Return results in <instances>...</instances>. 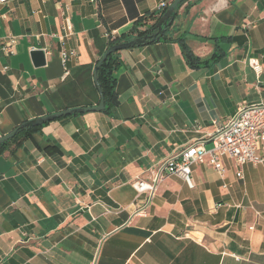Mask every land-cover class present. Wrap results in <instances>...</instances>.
I'll use <instances>...</instances> for the list:
<instances>
[{"label":"crops","instance_id":"1","mask_svg":"<svg viewBox=\"0 0 264 264\" xmlns=\"http://www.w3.org/2000/svg\"><path fill=\"white\" fill-rule=\"evenodd\" d=\"M172 1L0 3V46L17 39L13 52L0 50V137L97 106L94 67L109 36L140 18L149 25ZM166 31L169 39L119 51V102L109 111L53 120L0 152V264H264V162L245 164L242 178L227 155L223 175L195 163L194 187L164 168L197 140L212 146L208 134L243 105L264 102V0H189ZM181 35L200 59L221 58L193 68ZM63 46L77 51L66 64ZM139 180L154 191L139 192Z\"/></svg>","mask_w":264,"mask_h":264},{"label":"built area","instance_id":"2","mask_svg":"<svg viewBox=\"0 0 264 264\" xmlns=\"http://www.w3.org/2000/svg\"><path fill=\"white\" fill-rule=\"evenodd\" d=\"M10 0H0L1 4H6ZM98 4V0H92ZM168 3L163 2L160 8H166ZM65 36L73 33V25L69 16L65 17L64 24ZM115 37V35H111ZM64 40V39H63ZM16 37H10L4 45L0 46V50L13 52L16 45ZM63 45H65V42ZM77 55L75 49H66L65 46L60 51V56L64 64ZM249 63L256 73L262 72L260 61L252 57ZM68 74L66 69L65 76ZM64 76V77H65ZM216 123V122H215ZM212 146H206V139L197 140L179 153L170 157L164 164V168L168 174L181 176L190 187H194L191 166L195 163H207L212 165L219 174L223 175L225 167L223 163L224 156H230L235 159L239 170L237 176L243 177L242 167L247 163H263L264 162V102L243 105L240 110L231 117L223 126H218L209 133ZM136 187L139 192L152 193L155 189L154 183L146 181H137Z\"/></svg>","mask_w":264,"mask_h":264},{"label":"trees","instance_id":"3","mask_svg":"<svg viewBox=\"0 0 264 264\" xmlns=\"http://www.w3.org/2000/svg\"><path fill=\"white\" fill-rule=\"evenodd\" d=\"M187 1H189V0H187ZM187 1H185V2H187ZM183 3H181L177 6L176 12L174 14V18H176L178 16V9L180 8V6ZM167 8L168 7H166V9ZM166 9L159 12L158 14L157 13H151L150 16L146 17V18H150V20H152V22L149 23V25L147 23H145V22H147V20L144 21L142 18H140L136 21L134 27L131 29V31L129 33H124V34H121L119 36L116 35L114 38L109 36V44L107 46V49L109 47L117 44V43L129 41V40L135 39L137 37L143 38L147 35H152L153 33L157 32L158 31L157 25H158L161 17L163 16V14L165 13ZM171 25L168 26V28L171 27ZM142 26H146V27L144 29H140V27H142ZM161 39H169L167 31L162 35V37L159 40H161ZM176 40L180 43L183 54H184L187 62L193 68H195V67L197 68V67H201V66H207L211 63L217 62L221 58V54H218L217 52H215L210 59L202 60L199 57H197L194 54V52L192 51V49L189 47V45L186 41L185 35L179 36L178 38H176ZM155 41H158V40H155ZM155 41H153V42H155ZM153 42H151V43H153ZM145 44H142V45H145ZM147 44H149V43H147ZM118 53H119V51L109 55L107 60L102 64V66L98 70L99 84H100L102 94H103L104 99H105V105H106L105 110L106 111H109V109L112 106L118 104V102H119L118 101V95H117V89H116V77L114 75V73L118 70V68L120 66ZM47 123L34 124V123H32V119L24 121L21 124L24 126L18 130V132L15 134V136L0 145V152H3L4 150H6L8 147H10L12 145H16V146L21 145L26 139H28L30 136H32L33 133L39 131Z\"/></svg>","mask_w":264,"mask_h":264},{"label":"water","instance_id":"4","mask_svg":"<svg viewBox=\"0 0 264 264\" xmlns=\"http://www.w3.org/2000/svg\"><path fill=\"white\" fill-rule=\"evenodd\" d=\"M187 0H173L168 8L166 9L165 13L163 14V16L161 17L157 27H158V31L153 33L152 35H147L143 38L141 37H137L135 39L129 40V41H124L121 43H117L111 47H109L104 54L102 55V57L98 60V62L96 63L95 67H94V81L98 87V90L100 92L101 95V100L100 103L97 106H93V107H84V108H74V109H67V110H62V111H58L52 114H48L45 116H41V117H37L35 119H32V123L34 124H44L47 122H51L53 120L59 119L61 117L67 116V115H71V114H77V113H85L88 111H103L105 110V99L104 96L102 94V90L99 84V78H98V70L99 68L102 66V64L107 60L108 56L111 55L112 53L124 50V49H128V48H132L135 46H140L142 44H147V43H151L155 40H159L162 35L166 32L168 26H170L173 21H174V14L176 12V8L179 4L185 2ZM31 56L33 59V62L35 64V66L39 67V66H43L46 64V56H45V51L42 49H36L33 50L31 52ZM24 125H20L18 127H16L15 129H13L11 132L3 135L2 137H0V145L3 144L4 142H6L7 140L13 138L15 136V134L18 132V130L23 127Z\"/></svg>","mask_w":264,"mask_h":264},{"label":"rangeland","instance_id":"5","mask_svg":"<svg viewBox=\"0 0 264 264\" xmlns=\"http://www.w3.org/2000/svg\"><path fill=\"white\" fill-rule=\"evenodd\" d=\"M168 6H169V5H168ZM168 6H167V7H168Z\"/></svg>","mask_w":264,"mask_h":264}]
</instances>
